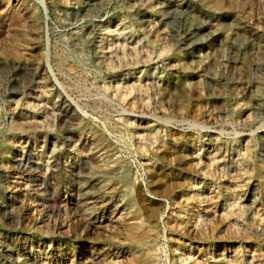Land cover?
<instances>
[{
	"label": "rangeland",
	"instance_id": "rangeland-1",
	"mask_svg": "<svg viewBox=\"0 0 264 264\" xmlns=\"http://www.w3.org/2000/svg\"><path fill=\"white\" fill-rule=\"evenodd\" d=\"M147 248L264 264V0H0V264Z\"/></svg>",
	"mask_w": 264,
	"mask_h": 264
},
{
	"label": "bare ground",
	"instance_id": "bare-ground-1",
	"mask_svg": "<svg viewBox=\"0 0 264 264\" xmlns=\"http://www.w3.org/2000/svg\"><path fill=\"white\" fill-rule=\"evenodd\" d=\"M59 64L61 66H63V63L59 62ZM190 203V202H189ZM248 204V203H247ZM195 205V204H194ZM189 208V207H188ZM192 209V208H191ZM215 218V217H214ZM199 228V227H198ZM218 228V227H217ZM192 229V228H191ZM147 231V230H146ZM195 231V230H194ZM146 233V232H145ZM144 234V233H143ZM137 236V235H136ZM139 237V236H138ZM138 240V239H137ZM145 240V239H144ZM214 240V239H213ZM151 244V243H150ZM138 245V244H137ZM144 249V248H143ZM154 250V249H153ZM152 250V248H147V250L145 249L144 251L142 250V254L145 255L144 256V260L148 262H153L156 258L157 255L155 254V252ZM147 252V253H146ZM140 256V255H139ZM142 262V261H141Z\"/></svg>",
	"mask_w": 264,
	"mask_h": 264
}]
</instances>
